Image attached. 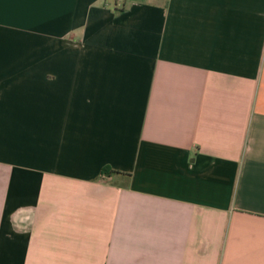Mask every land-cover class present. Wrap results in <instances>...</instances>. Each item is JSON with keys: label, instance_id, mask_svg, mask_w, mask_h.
<instances>
[{"label": "crops", "instance_id": "obj_1", "mask_svg": "<svg viewBox=\"0 0 264 264\" xmlns=\"http://www.w3.org/2000/svg\"><path fill=\"white\" fill-rule=\"evenodd\" d=\"M0 264H264V0H0Z\"/></svg>", "mask_w": 264, "mask_h": 264}, {"label": "trees", "instance_id": "obj_2", "mask_svg": "<svg viewBox=\"0 0 264 264\" xmlns=\"http://www.w3.org/2000/svg\"><path fill=\"white\" fill-rule=\"evenodd\" d=\"M110 173H112L111 170L105 169L104 172H103V175L106 176V175H109Z\"/></svg>", "mask_w": 264, "mask_h": 264}]
</instances>
